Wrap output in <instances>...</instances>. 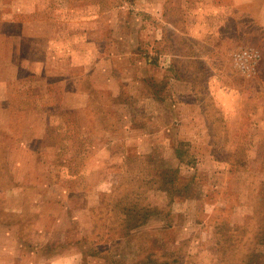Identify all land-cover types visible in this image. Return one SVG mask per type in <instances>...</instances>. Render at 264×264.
Here are the masks:
<instances>
[{"label":"rangeland","instance_id":"obj_1","mask_svg":"<svg viewBox=\"0 0 264 264\" xmlns=\"http://www.w3.org/2000/svg\"><path fill=\"white\" fill-rule=\"evenodd\" d=\"M150 1L44 0L19 26L30 59L50 35L89 39L102 62L68 83L80 69L58 45L33 76L40 123L0 129V264H264V0H212L231 14L202 17L201 46L183 32L210 0H167L165 16ZM172 76L199 112L176 105Z\"/></svg>","mask_w":264,"mask_h":264},{"label":"crops","instance_id":"obj_2","mask_svg":"<svg viewBox=\"0 0 264 264\" xmlns=\"http://www.w3.org/2000/svg\"><path fill=\"white\" fill-rule=\"evenodd\" d=\"M43 1L0 0V129L2 130L7 129V127L10 128L11 124L13 126L15 113H20V121L16 125V128L19 127L22 134L26 135L30 134V132L32 133L35 125L40 123L41 117L37 103L41 104L44 102V98H42L43 94L41 92L42 89L40 87V83L39 81H34L33 76L39 75V72L37 71L38 66L40 67L41 64L44 65L45 62L50 64L51 60L57 59V54L59 53L60 56L62 48L68 51L67 54L64 55L65 58L70 56L79 59L77 62H74L69 57L67 63H69L70 66L78 67L80 72H78L76 75H65L66 82L70 80L76 81L83 79V77L88 74L89 70L92 69V63H95L98 66V64L102 62L101 58H94L92 55V50H94L98 56L100 49L89 39L85 38L84 42L79 45H75L74 47L76 48L74 49V47L71 44H68L66 41L60 44L53 42L50 35L47 37L49 47L47 48V52H45L43 59H30L25 56V53L22 50L23 47L21 42L23 29L19 26L24 24L25 21H28L30 17L32 18V16L40 17V15L43 13L42 10H45V5H42L44 3ZM146 1L148 2V6L151 7V1ZM163 2L165 16L167 13V0H161V3ZM200 3L201 7L199 5H195V7L190 5L188 8L187 14L192 23L190 24L189 28L186 26L187 31L183 32L184 40L188 38L191 40L190 43L197 44L198 46H201L202 43L207 44V41L203 40L206 38L205 32L208 31V28H206L201 23L203 16L213 13L226 14V16L231 14L230 8L228 7L222 8L221 10L216 8L207 9L208 5H213L212 0H210V3L204 5L203 2ZM10 15L12 16L11 18L5 17ZM170 22V24L166 25L168 26L167 28L178 31V26L175 24V22L173 20ZM165 23L166 22H164V24ZM188 39L186 42H189ZM211 43L212 44H209L213 47V44H216L217 41L215 43L213 40ZM58 45L62 48L58 47ZM79 48H84L85 50L80 52ZM73 49L75 50L76 55L72 54ZM199 49L200 48L196 50L198 51ZM175 56L179 57L178 55ZM48 68H50V65H48ZM24 70L27 71L26 74L24 73ZM66 74H68V71H66ZM31 77L33 80L30 79ZM128 79H131L134 82L133 78L129 77ZM169 83V95L177 99L175 102L176 105L180 106L181 109L184 107H191L194 112L195 110L199 112V106L197 104L189 103L188 101L184 100L186 95L188 96L192 94L191 83L189 80L179 76H172L169 77ZM31 88H35V90H32ZM133 94H135V92H133ZM12 100L16 102L19 100H28L32 105L26 108L10 107L9 101ZM182 117L178 120L176 119V124L179 128L176 130L178 137L184 136L183 129L186 128V122L189 127H193L194 125L193 122L188 121V119H191V117H188L187 120L183 119ZM182 119L186 121L182 122ZM164 127L168 130L169 126L165 125ZM15 136L18 137V134ZM193 137L195 136L193 135Z\"/></svg>","mask_w":264,"mask_h":264},{"label":"built area","instance_id":"obj_3","mask_svg":"<svg viewBox=\"0 0 264 264\" xmlns=\"http://www.w3.org/2000/svg\"><path fill=\"white\" fill-rule=\"evenodd\" d=\"M251 56H256V55H255V53H252L249 49H245V50H242V51L239 52V54L236 57V59H239L240 62H238V63L244 64L245 61ZM242 66H244V65H242Z\"/></svg>","mask_w":264,"mask_h":264},{"label":"trees","instance_id":"obj_4","mask_svg":"<svg viewBox=\"0 0 264 264\" xmlns=\"http://www.w3.org/2000/svg\"><path fill=\"white\" fill-rule=\"evenodd\" d=\"M173 173H177L176 170H172Z\"/></svg>","mask_w":264,"mask_h":264}]
</instances>
